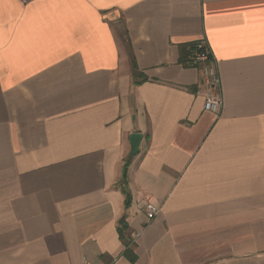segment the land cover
I'll list each match as a JSON object with an SVG mask.
<instances>
[{"label": "crops", "instance_id": "obj_1", "mask_svg": "<svg viewBox=\"0 0 264 264\" xmlns=\"http://www.w3.org/2000/svg\"><path fill=\"white\" fill-rule=\"evenodd\" d=\"M0 264H264V0H0Z\"/></svg>", "mask_w": 264, "mask_h": 264}, {"label": "built area", "instance_id": "obj_2", "mask_svg": "<svg viewBox=\"0 0 264 264\" xmlns=\"http://www.w3.org/2000/svg\"><path fill=\"white\" fill-rule=\"evenodd\" d=\"M188 64L199 68L201 72V82L206 89L205 110L219 115L223 109L221 80L213 54L205 43L196 44ZM145 209L150 220H153L160 212L152 202H148Z\"/></svg>", "mask_w": 264, "mask_h": 264}, {"label": "trees", "instance_id": "obj_3", "mask_svg": "<svg viewBox=\"0 0 264 264\" xmlns=\"http://www.w3.org/2000/svg\"><path fill=\"white\" fill-rule=\"evenodd\" d=\"M195 47H196V45L191 46L190 51H193V53H194V51H195ZM193 53H192V54H193ZM191 56H192V55H191ZM185 61H186V60H185ZM135 70H137V67H135ZM123 191H124V193H125V195H126V206L128 207L129 204H130V194H128V193L126 192V190H123ZM124 223H125V219L123 218V219H122V224H124ZM131 255H132V253H131L130 251H128V252L126 253V256H127V257H131ZM136 259H137L136 256H132V258L130 259L131 263H134V262L136 261Z\"/></svg>", "mask_w": 264, "mask_h": 264}, {"label": "water", "instance_id": "obj_4", "mask_svg": "<svg viewBox=\"0 0 264 264\" xmlns=\"http://www.w3.org/2000/svg\"><path fill=\"white\" fill-rule=\"evenodd\" d=\"M142 136L140 134H133L131 136L132 152L133 154H138L139 145L141 143Z\"/></svg>", "mask_w": 264, "mask_h": 264}]
</instances>
